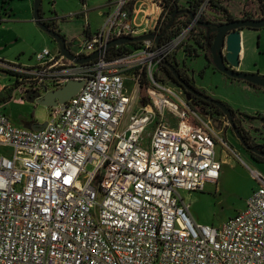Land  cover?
Returning a JSON list of instances; mask_svg holds the SVG:
<instances>
[{
    "label": "built area",
    "instance_id": "obj_1",
    "mask_svg": "<svg viewBox=\"0 0 264 264\" xmlns=\"http://www.w3.org/2000/svg\"><path fill=\"white\" fill-rule=\"evenodd\" d=\"M209 1L187 30L198 27ZM140 2L114 1L102 26L71 52L88 57L112 41L152 33L157 22L148 28L151 15ZM186 32L159 47L134 43L137 49L111 59L109 49L83 65L44 48L34 65L17 70L32 92L83 86L50 108L40 131L11 121V98L0 103V264H264L259 171L250 170L257 186L245 208L220 228L195 224L183 203L182 191L218 182L216 147L227 148L211 118L161 77ZM0 67L17 66L0 60Z\"/></svg>",
    "mask_w": 264,
    "mask_h": 264
},
{
    "label": "rangeland",
    "instance_id": "obj_2",
    "mask_svg": "<svg viewBox=\"0 0 264 264\" xmlns=\"http://www.w3.org/2000/svg\"><path fill=\"white\" fill-rule=\"evenodd\" d=\"M108 1L86 0L89 10L88 19L93 30L102 26L104 18L100 16V12H105L106 9L102 8ZM139 1L141 2L138 4V8L142 5L141 10L148 11L151 15L148 28L157 22L156 27H151L152 34H155L153 33L154 29H157L165 18L163 2L161 0ZM231 1L233 0H226L224 3L230 14V10L237 11L234 6L230 5ZM82 4V0H43L42 2L44 23L49 21L53 23L56 20L57 32L67 41L72 42L70 47L74 46L72 50L75 52L84 41L82 31L87 24L84 17L77 16L85 11ZM0 5L2 6L0 8V60L17 66L12 69L14 71L11 69L10 71L6 69L0 71V88L5 89L6 100L11 98L5 106V111L11 121L19 127H24L25 123L30 122L44 124L50 119V108L27 102L26 96L31 90L24 88L26 82H20L17 79L22 76L17 73V70L23 65H34L35 54L43 47L56 51L58 45L34 23V1L13 0L10 4H2V0H0ZM178 6L181 9H187L189 7L188 0H180ZM142 15H139L138 23L142 22ZM203 16L212 23L226 19V13H217L209 5ZM187 29L188 27L183 24L175 28L176 35L174 37L184 30L187 31L185 42L174 55V62L177 63L178 70L188 76L190 82L196 84L200 92L225 103L235 111L238 114V122L248 132L252 144L258 145V142L264 140V120L258 119V121L252 118L264 117V89L252 87L242 80H231L222 73H216L208 68L207 66L211 64L205 56V49L200 48L197 44V42L203 44L205 33L197 27L191 30ZM257 40L258 38L256 40L253 38L252 42L257 44ZM261 41L264 43V38L263 40L260 38L259 42ZM128 49L130 52L135 50L131 46H128ZM194 49H196L195 54L192 52ZM0 69L3 68L0 67ZM161 77L170 84L176 85L168 79L164 69H162ZM24 78L26 77L24 76ZM183 92V97L195 110L198 108L199 113L204 118L206 117L205 119L211 118L227 148L222 149L220 145L216 147L217 158L223 164L218 182L206 184L202 191H182L181 197L184 205L188 208L189 217L195 224L220 228L244 207L252 189L257 186L250 170L259 171L264 176V165L257 166L251 161L252 155L241 145L222 114L195 100L184 90Z\"/></svg>",
    "mask_w": 264,
    "mask_h": 264
},
{
    "label": "water",
    "instance_id": "obj_3",
    "mask_svg": "<svg viewBox=\"0 0 264 264\" xmlns=\"http://www.w3.org/2000/svg\"><path fill=\"white\" fill-rule=\"evenodd\" d=\"M43 0H34V14L33 21L34 23L46 34H48L58 45L61 55L65 56L68 60L73 61L75 64L83 65L102 57L105 52L115 46H124L132 45L134 43H140L146 40H153L156 43V46H160L161 35L156 34H146L136 38H122L110 42L104 49L93 53L88 57L78 58L76 57L67 46V41L64 36H61L56 30H53L44 24V20L40 15V9L42 7ZM179 11H176L172 19L174 20L175 15ZM185 14H188L191 20H194V16L185 11ZM173 22V21H172ZM198 27L207 28L209 30L208 35L214 34L213 42L210 48V53L212 55V61L216 69L223 75L230 77L234 80H242L246 83L260 86L264 88V76L258 73H245L238 71L240 65V53H241V31L243 29H254L260 30L264 28V16L261 19H236L232 22H225L222 24H208V23H197ZM165 68H167L177 80L179 85H181L185 91L195 96L198 99L203 100L209 104L214 105L221 110L224 117L226 118L228 124L230 125L233 133L236 138L240 141L241 145L250 152L251 154L257 155L264 158V145L258 144L255 146H250L243 139L239 127L236 125L232 110L223 102L215 100L206 94L196 90L193 86L188 85L181 77L178 69L169 61L165 60L163 62ZM82 81H71L67 83L62 88L54 90L52 92L46 93L44 96L36 92H29L26 96L27 102L37 103L44 107H57L59 104H65L71 98H73L82 88ZM46 123L44 124H29L25 125L24 128L40 131L44 129Z\"/></svg>",
    "mask_w": 264,
    "mask_h": 264
},
{
    "label": "trees",
    "instance_id": "obj_4",
    "mask_svg": "<svg viewBox=\"0 0 264 264\" xmlns=\"http://www.w3.org/2000/svg\"><path fill=\"white\" fill-rule=\"evenodd\" d=\"M7 1V2H6ZM11 1L13 0H2V4L6 3V4H10ZM163 2V6H164V14H165V18L164 20L161 22L159 28L157 30H155V34L157 35H161V44H164L165 42H168L170 41L175 35H176V32H175V28L177 26H180V24H183L185 26H189L191 23H192V20L190 18V16L188 14H185V11H189V13H191L193 16H196L197 14V10L198 8L201 6V4L204 2V0H188V4H189V7H187V9H181L179 8L178 4H179V1L180 0H161ZM226 0H210L209 1V6L211 9H213V11L219 13V12H224L226 13V19L224 20L225 22H232L234 20H236L228 11L227 9L225 8L224 6V3H225ZM261 2H263L262 4V15L264 16V0H260ZM82 3L84 4L85 3V0H82ZM2 6L0 5V8ZM176 11H179V13L177 15H175V18L174 20L172 19V16L173 14L176 12ZM40 15L41 17H43V12H42V7L40 9ZM247 19H250L248 17H246ZM173 21V22H172ZM199 22H202V23H208V24H213L212 22H210L205 16H201V19ZM224 23L223 21L221 22H218L216 24H222ZM46 26H48L49 28L53 29V30H56V27L54 26L53 23H51V21L49 22H45L44 23ZM198 29H200L201 31L204 32V30L201 28V27H197ZM213 38L214 36H212L209 40L206 38V36L203 37V44H200L197 42L198 46L200 48H205L206 51L208 52V61L209 63L213 66L214 70H217L216 67L214 66L213 64V61H212V55L210 53V48H211V45H212V42H213ZM53 40V39H52ZM54 41V40H53ZM67 45L70 47V44L67 43ZM133 49H136L138 46L137 45H132L131 46ZM131 49V48H130ZM130 49H128V47H122L120 49H111L109 50V52L107 53V58L108 59H111L112 57L114 56H118L120 54H123L125 52H130ZM188 51V50H187ZM187 51H185L187 53ZM192 52L195 54L196 52V49L192 50ZM192 58V57H191ZM173 63V62H172ZM173 65L178 69V65L177 63H173ZM164 71L168 77V79L178 85L179 87H181L184 91L185 89L179 85V83L177 82V80H175V78L173 77L172 73L167 69V68H164ZM179 71V70H178ZM218 71V70H217ZM219 72V71H218ZM180 73V71H179ZM220 73V72H219ZM181 74V77L182 79L190 86H192L190 84V80L188 77H184ZM225 76V75H224ZM227 77V76H226ZM231 80H233L232 78L230 77H227ZM249 84V83H248ZM250 86L252 87H255V88H259V89H264L260 86H255V85H252V84H249ZM187 94H189L190 96L194 97L195 100L213 108L214 110H216L217 112H219L220 114L223 115V113L221 112L220 109H218L217 107H215L214 105L212 104H209L207 102H204L203 100L201 99H198L196 98L195 96L191 95L190 93H188L187 91H185ZM5 89L2 90L0 92V103H6L9 101V99L6 100V97H5ZM140 98H141V102L142 104H146L147 102V99L145 97V87L141 89V92H140ZM232 114H233V118H234V121L236 123V125L239 127L240 129V132L242 134V137L243 139L246 141L247 144H249L250 146H252V142H251V138L248 134V132H246V130L244 128H242V126L240 125V122H238L237 120V116L238 114L232 110ZM224 116V115H223ZM245 117V116H243ZM257 119H260V120H264V117L262 116H259ZM248 152V151H247ZM250 153V152H248ZM251 154V153H250ZM252 155V158L256 161H264V158L262 157H259L257 155H254V154H251Z\"/></svg>",
    "mask_w": 264,
    "mask_h": 264
},
{
    "label": "crops",
    "instance_id": "obj_5",
    "mask_svg": "<svg viewBox=\"0 0 264 264\" xmlns=\"http://www.w3.org/2000/svg\"><path fill=\"white\" fill-rule=\"evenodd\" d=\"M31 1H34V0H31ZM114 1H116V0H109L108 3L105 6H103L102 9H106V10H105V12H100V16L102 18H104V14L112 8L111 6L113 5ZM234 2H235V4H232ZM262 4H263V2H261L260 0H236V1L233 0V1H231L230 5L234 6L237 11L232 12V10H230V8H229V10L231 11V15L235 19H247L246 17H248L250 19L258 20V19L263 18ZM82 5H83L85 11L80 13V14H77V16L82 17V18L84 17V19L87 21V24L82 31L83 32L82 35H83L84 40H85V38L90 33H93L96 30L92 29V26L89 22V19H88L89 18V14H88L89 10L87 7L86 0H85V3ZM45 20H48V19H45ZM223 22L225 23V21H223ZM53 23L55 24L54 26L56 27V31H58V29H57L58 25L56 23V20H54ZM241 38L242 39H241L240 65H239L238 71L245 72V73H258V74H261L262 76H264V43L262 41L259 42L260 38H261V40H263V38H264V28L260 29V30L243 29L241 31ZM253 38L255 40H256V38H258L257 44L252 42ZM67 43L71 44L72 42L67 41ZM73 47L74 46L70 47V49L72 50ZM44 48H47V47H43V49ZM77 50H78V47H77ZM73 52H75V51H73ZM3 59H5V58H3ZM17 61H19V60H17ZM207 67L211 68L216 73L218 72L217 70H214L212 65H208ZM2 89L3 88H0V90H2ZM252 119L258 120L257 118H252ZM32 123L36 124L34 122H32ZM30 124H31V122H30ZM263 124H264V121H263ZM263 128H264V126H263ZM258 143L263 144L264 140L260 141ZM250 159L257 166H263L264 165V161H256L253 158H250ZM222 166H223V164H222ZM255 188H253L252 191ZM251 194H252V192L250 193L248 199L250 198ZM246 203H247V201H246ZM246 203H245L244 207L242 209H240L238 212H240L241 210H243L245 208Z\"/></svg>",
    "mask_w": 264,
    "mask_h": 264
},
{
    "label": "flooded vegetation",
    "instance_id": "obj_6",
    "mask_svg": "<svg viewBox=\"0 0 264 264\" xmlns=\"http://www.w3.org/2000/svg\"><path fill=\"white\" fill-rule=\"evenodd\" d=\"M203 30H204V33H205V36H206V38L209 40L212 36H214V34H211V35H208V33H209V30L207 29V28H203V27H201ZM205 49V48H204ZM205 56L206 57H208V52L206 51V49H205ZM183 75V74H182ZM184 77H188V76H186V75H183ZM189 78V77H188ZM191 79V78H190ZM192 80V79H191ZM190 84L196 89V90H200V89H198L197 87H196V84L194 85V84H192V82H190ZM36 93H38L39 95H40V97H42V96H44L45 94H43V93H40V92H36ZM27 99V98H26ZM30 123H25V125H29ZM252 146H254L253 144H252Z\"/></svg>",
    "mask_w": 264,
    "mask_h": 264
}]
</instances>
